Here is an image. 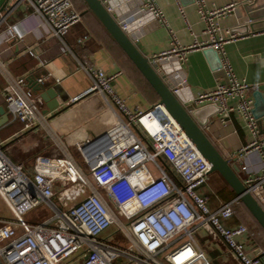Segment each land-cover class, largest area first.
<instances>
[{"label":"built area","instance_id":"obj_1","mask_svg":"<svg viewBox=\"0 0 264 264\" xmlns=\"http://www.w3.org/2000/svg\"><path fill=\"white\" fill-rule=\"evenodd\" d=\"M23 1L47 34L59 41L61 51L73 54L65 37L80 22V13L72 1ZM101 2L133 43L147 25L166 24L154 0ZM193 3L208 39L181 46L174 37L171 49L149 59L159 64L171 92L182 105L209 101L220 106L222 123L234 112L245 120L254 140L238 155V174L264 209V145L259 141L255 101L250 95L251 85L238 78L224 48L237 37L220 23L231 5L207 7L205 0ZM2 20L0 17V23ZM5 32L9 37H22L15 24L7 25ZM86 38L83 35L78 42ZM196 45L220 53L218 69L226 80L213 90L193 95L181 64L187 51ZM1 53L0 49V57ZM27 53L38 57L30 49ZM77 61L90 84L69 99L68 107L84 98H94L111 114L112 122L99 137L77 142L75 152L52 135L59 153L37 154L29 173L22 163L7 156L0 141V198L14 216L0 219V264H213L195 232L207 233L214 241L222 242L238 264H261L260 257L240 239L249 227L227 223L240 199L211 206L209 201L216 196L207 185L211 164L166 108L158 102L146 109L129 108L114 89L118 73L107 74L85 58ZM0 71L5 78L2 94L8 121L20 122L22 130L37 125L49 128L42 113L44 101L27 77L12 76L1 62ZM50 76L48 72L37 82L43 83ZM54 79L59 82V78ZM254 151L261 152L257 168L246 161ZM229 162L236 164L234 158ZM74 199L75 203L68 204ZM43 203L52 214L38 223L27 222L25 213ZM111 226L115 228L102 235Z\"/></svg>","mask_w":264,"mask_h":264},{"label":"crops","instance_id":"obj_2","mask_svg":"<svg viewBox=\"0 0 264 264\" xmlns=\"http://www.w3.org/2000/svg\"><path fill=\"white\" fill-rule=\"evenodd\" d=\"M154 2L162 10L166 24L147 25L146 31L134 43L144 56L152 58L154 55L171 49L174 37L181 46L200 44L208 39V35L203 32L205 24L200 20L196 6L191 0H154ZM205 2L207 7L231 5V10L221 18L220 23L224 28L237 34V37L226 43L224 48L238 78L246 80L251 85L250 95L255 101L254 108H256L259 120V141L264 145V0H205ZM75 3L79 8L80 22L75 24L65 37L73 54L61 51L59 41L47 34L45 27L31 13L25 1L10 0L8 9L0 12V17L3 19L0 23V49L2 51L0 62L12 76L27 77L33 89L37 86L41 87L37 93L44 94L46 97V102L43 100L42 113L47 118L49 127L37 125L30 130H22L20 122H9L7 117V122L0 126V141L3 142L5 153L14 162L21 163L13 156L9 147L15 143H21L23 145L21 150H25L30 146V140L39 133L41 128L45 133L43 139L45 136L49 138L53 146L47 144L37 154L56 155L59 150L55 146L52 135L58 136L69 151L75 152L77 142H82L85 138L99 137L112 122L111 114L97 104L94 98H84L68 107L69 99L83 92L90 84L87 75L78 69L77 59L90 60L96 66L103 68L107 74L118 73L113 82L114 89L129 108L146 109L158 102L159 97L156 92L84 0H75ZM244 4L253 6L249 7L247 12ZM249 14L253 20L249 19ZM10 24L17 26L22 33L21 38L15 35L9 37L6 34L5 28ZM251 24L252 28L246 27ZM83 35H87V38L79 43L78 39ZM28 49L38 57L29 55ZM220 57V53L215 49L202 48L198 45L187 51L186 59L181 64V71L190 93L195 95L199 92L213 90L219 82L226 80L224 72L218 69ZM57 58L63 61L62 76L50 67V62ZM48 72L51 76L43 83H38L37 79ZM74 73H82L87 86L80 91L64 90L63 81ZM55 77L59 78V82L55 81ZM4 86L5 78L0 71V106L3 108ZM53 86L63 90V94L67 96L65 100L59 96H53L55 92L51 90ZM46 90H51L50 94L45 93ZM144 98L146 101L141 104L140 101ZM53 101L59 102L58 107L48 110L47 103ZM193 108L196 109V118L203 124L202 129L208 138L225 158H234L236 165H239L241 159L238 155L254 140L245 120L234 112L226 123H222L221 109H218L220 106L209 101L200 102ZM63 110L64 112L60 115L53 116L57 111ZM43 139L41 140L44 144ZM260 153L254 151L248 154L246 161L257 168ZM24 167L29 173L32 164L29 167L24 165ZM208 179L207 185L214 190L216 195L212 196L209 201L213 208L237 198V196L223 198L219 191L223 189L226 194L230 195L232 187L225 183L215 188L208 183ZM246 221L253 229H250ZM227 223L229 225L245 223L249 227V232L240 239L245 241L247 249L257 254L261 264H264V229L241 200L235 206L233 218ZM208 257L215 259L213 252H208ZM232 260L233 263L230 264H237L236 260L233 258Z\"/></svg>","mask_w":264,"mask_h":264},{"label":"water","instance_id":"obj_3","mask_svg":"<svg viewBox=\"0 0 264 264\" xmlns=\"http://www.w3.org/2000/svg\"><path fill=\"white\" fill-rule=\"evenodd\" d=\"M9 1L10 0H0V12L8 9L7 7ZM84 2L156 92L159 97L158 103L162 104L166 108L208 163L211 164V170H209V173L217 171L221 174V176L236 192L237 197L244 203L247 209L264 229V209L247 190V187L238 174V166L236 164L231 165L229 159L223 156L211 139H209L205 134L202 129L203 124L196 118V109L193 108L192 105L184 106L179 102L176 96L171 92L169 82L160 70L159 64L153 63L148 57L144 56L139 51L130 37L120 27L114 16L107 11L101 0H84ZM191 2H193V0H191ZM251 6L253 5L244 4L247 12L249 11L248 8ZM249 19L253 20V17L250 14ZM246 27L252 28L253 25L251 24ZM40 89L41 87L37 86L34 90L39 91ZM51 90L55 91L53 92L54 97L59 96L63 100L62 96L57 93V86L51 87ZM51 90H46V92H44L50 94ZM40 95L46 102L44 94ZM58 105L59 102L56 101L47 103L48 110L55 109ZM58 112L59 111L54 113L53 116ZM254 113L255 116L258 117L256 108H254ZM0 116L1 126L7 122V115L2 106H0Z\"/></svg>","mask_w":264,"mask_h":264},{"label":"rangeland","instance_id":"obj_4","mask_svg":"<svg viewBox=\"0 0 264 264\" xmlns=\"http://www.w3.org/2000/svg\"><path fill=\"white\" fill-rule=\"evenodd\" d=\"M75 8L79 12V8L75 3V0H72ZM62 59L57 58L54 61L50 62V67L59 75L62 76L61 67H62ZM87 86V81L82 73H74L73 75L65 78L63 81V89L68 91H80L84 89ZM58 93L62 96L63 100L66 99V95H64L63 90H61L59 87H57ZM146 101V98H144L142 101H140L141 104H144ZM39 134V135H38ZM35 135L33 139L30 140V146L27 147L25 150H21L22 144L21 143H15L14 145H11L9 150L13 154V156L16 159H19L21 163L25 166L33 165L34 158L36 154L43 149V147L47 146V144L53 146V143H51V140L49 138L43 139V136L45 135L44 130L41 128L39 133ZM44 141V144L42 140ZM51 146V148H52ZM75 157L77 160L82 162L81 157H79L77 154H75ZM208 183L211 184L213 187L218 188L221 184L227 183L226 180L221 176V174L217 171L209 173V179ZM222 197L224 195L222 194ZM77 199L71 200L68 202V204L75 203ZM244 210V209H243ZM52 214V211L49 209V207L46 204H39L34 209L30 210L29 212L25 213L24 218L29 223H38L42 221L43 219L49 217ZM0 219L10 220L14 219V216L12 212L9 210L5 202L0 198ZM246 224L250 227V229H253L249 222L246 221ZM115 226L109 227L102 235H106L109 232H111ZM198 243L200 246L205 249L207 255L208 252H213L215 259L212 260L213 264H230L233 263L232 256L226 251L225 245L222 242L214 241V238L212 236H209L207 233H200L195 232L194 233ZM237 262V261H236ZM116 264L119 262L116 261ZM238 264V262H237Z\"/></svg>","mask_w":264,"mask_h":264},{"label":"trees","instance_id":"obj_5","mask_svg":"<svg viewBox=\"0 0 264 264\" xmlns=\"http://www.w3.org/2000/svg\"><path fill=\"white\" fill-rule=\"evenodd\" d=\"M221 194L224 195V197H233V196H237L236 192L231 188L230 192L231 194H226V191H224L223 189L219 191Z\"/></svg>","mask_w":264,"mask_h":264}]
</instances>
